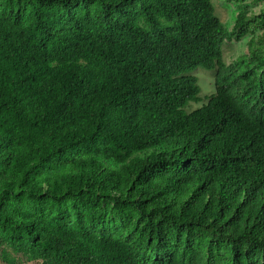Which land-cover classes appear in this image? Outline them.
<instances>
[{"label":"trees","instance_id":"trees-1","mask_svg":"<svg viewBox=\"0 0 264 264\" xmlns=\"http://www.w3.org/2000/svg\"><path fill=\"white\" fill-rule=\"evenodd\" d=\"M246 33L210 0H0V261L264 264V24L252 64L221 50Z\"/></svg>","mask_w":264,"mask_h":264},{"label":"rangeland","instance_id":"rangeland-1","mask_svg":"<svg viewBox=\"0 0 264 264\" xmlns=\"http://www.w3.org/2000/svg\"><path fill=\"white\" fill-rule=\"evenodd\" d=\"M214 8V14L223 24V26L230 31L234 25V21L239 12L245 13L247 20V33L241 37H233L229 41H224L221 47L222 61L225 65H230L242 58L246 63L252 64L253 61L249 59L252 50L261 45L263 36L264 24V1L253 2L252 0H210ZM20 12L26 18L27 9L18 8L15 10ZM262 46V45H261ZM197 78V83L200 88L199 97L202 99L199 103H190L185 109L187 113L198 109L203 104L207 103L209 96L214 94V70H205L197 68L190 73ZM108 167H113L112 163L106 164ZM100 208L106 215V218L115 224L116 232L113 235L118 236L121 231L125 230L127 226L133 222V218L129 215H123L122 219L115 215L112 210V201L107 198L100 199ZM1 239V233H0ZM18 254H13L17 256ZM0 264H9L8 261H0Z\"/></svg>","mask_w":264,"mask_h":264}]
</instances>
